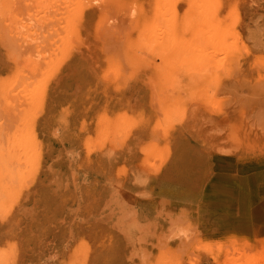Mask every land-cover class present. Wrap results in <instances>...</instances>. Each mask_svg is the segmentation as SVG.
Segmentation results:
<instances>
[{"label": "rangeland", "instance_id": "rangeland-1", "mask_svg": "<svg viewBox=\"0 0 264 264\" xmlns=\"http://www.w3.org/2000/svg\"><path fill=\"white\" fill-rule=\"evenodd\" d=\"M170 2L165 74L155 0L89 27L85 0H0V264H264V0L218 1L220 46ZM214 177L236 200L216 231Z\"/></svg>", "mask_w": 264, "mask_h": 264}, {"label": "bare ground", "instance_id": "bare-ground-1", "mask_svg": "<svg viewBox=\"0 0 264 264\" xmlns=\"http://www.w3.org/2000/svg\"><path fill=\"white\" fill-rule=\"evenodd\" d=\"M85 1L88 3L87 7L83 13L79 14L78 19L84 26L89 27L90 24L95 23L94 14L102 7H100V5L104 4L105 0H98L97 4H93L94 0ZM218 1L219 0H192V2L187 5L189 9L185 12L183 22L187 26H192L199 22L206 23L213 37L218 40L217 45L220 46L218 43L221 40L223 29L221 21L217 18ZM155 3L154 11L145 24L143 23V29L146 32L148 31L147 44L149 46H157V50L164 57L167 66L164 73L169 74V39L174 40L175 37L170 33V30L177 22L176 17L179 18V16L175 13L176 11L171 12L172 10H169V5L171 4L170 0H155ZM18 4L22 6L23 12L35 10V13H38L41 9H45L44 7L48 5V0H18ZM48 16L43 15L41 19L38 17L36 21L49 20L52 22L53 20H59L56 18L55 14L53 16ZM121 21H125V18ZM74 27L75 26L72 24L68 26V29L72 30ZM67 34L68 32L66 30V36ZM166 113V118H169V110H167ZM213 182L214 184L210 183L209 186H206L205 191L207 194L206 210L208 209L210 215L214 214V216L212 219L210 218L211 220L206 218L203 223L205 228L216 231L221 229V226L224 224L222 217L223 213L229 216L235 215L236 200L231 194H222L220 192L216 184L218 183L216 177L213 178ZM43 221L47 222L46 217H44ZM229 264H240V262L232 260Z\"/></svg>", "mask_w": 264, "mask_h": 264}]
</instances>
